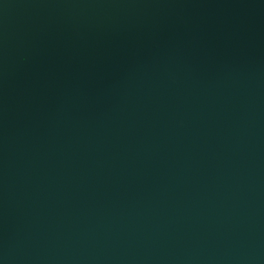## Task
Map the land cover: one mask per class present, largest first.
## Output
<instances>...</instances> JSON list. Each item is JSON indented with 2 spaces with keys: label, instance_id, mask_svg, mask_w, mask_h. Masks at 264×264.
I'll return each instance as SVG.
<instances>
[{
  "label": "water",
  "instance_id": "water-1",
  "mask_svg": "<svg viewBox=\"0 0 264 264\" xmlns=\"http://www.w3.org/2000/svg\"><path fill=\"white\" fill-rule=\"evenodd\" d=\"M0 264H264V0H0Z\"/></svg>",
  "mask_w": 264,
  "mask_h": 264
}]
</instances>
